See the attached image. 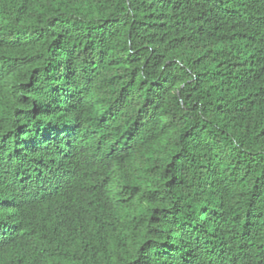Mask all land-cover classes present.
I'll use <instances>...</instances> for the list:
<instances>
[{"label":"trees","instance_id":"obj_1","mask_svg":"<svg viewBox=\"0 0 264 264\" xmlns=\"http://www.w3.org/2000/svg\"><path fill=\"white\" fill-rule=\"evenodd\" d=\"M0 264H264V0H0Z\"/></svg>","mask_w":264,"mask_h":264}]
</instances>
